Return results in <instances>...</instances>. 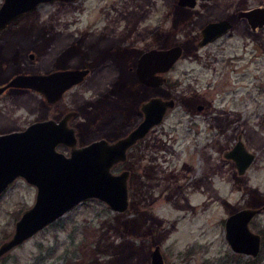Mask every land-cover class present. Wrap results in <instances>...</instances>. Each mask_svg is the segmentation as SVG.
I'll use <instances>...</instances> for the list:
<instances>
[{"label": "rangeland", "instance_id": "obj_1", "mask_svg": "<svg viewBox=\"0 0 264 264\" xmlns=\"http://www.w3.org/2000/svg\"><path fill=\"white\" fill-rule=\"evenodd\" d=\"M224 1L231 4L233 0ZM120 4L136 7L142 16L134 32L135 47L129 45L126 54H122V47H111L122 68L131 66L142 47L155 39L157 44L165 43L169 21L163 23L161 15L160 31L148 33L157 20L146 11L148 4H157L163 14L171 0L45 3L34 16L38 23L37 18L22 20L2 31L0 42L5 50H0V78L14 66L29 68L17 51L32 38L30 32L38 34L43 25L52 28L53 43L44 55V69L62 62L75 64L68 60L75 47L65 45L63 58L54 50L68 37L65 24L72 28L68 23L77 20L83 28L84 23L99 18L97 24L102 27L109 7L119 9ZM205 17L192 19L191 25L187 20L178 22L176 41L183 40L186 33L182 29L186 27L196 32ZM97 33L87 41L96 71L66 97L71 107L81 111L85 128L81 142L101 135L115 138L128 131L138 118V98L146 94L130 71L121 67L120 72L110 70L105 51L116 39L109 38L100 46ZM11 42H15L16 53L15 47L7 44ZM194 50L191 56L183 55L170 74L181 78L178 86L159 89L161 94L173 96L176 105L130 150L127 161L112 169L131 172L128 209L119 213L99 200H85L11 249L0 258V264H150L149 252L155 244L160 246L164 264H264V209L249 223L261 236L256 257L232 252L224 238V220L229 214L264 205V30L252 36L240 25ZM198 104L204 109L198 111ZM42 107L36 92L8 94L0 99V123L22 128L41 116ZM45 108L44 103V112ZM107 112L112 117H104ZM99 118L105 120L99 124L95 121ZM239 133L248 150L255 153L243 175H238L234 164L222 156ZM35 193L33 186L17 179L0 196V243L12 234L15 221L33 204Z\"/></svg>", "mask_w": 264, "mask_h": 264}, {"label": "water", "instance_id": "obj_2", "mask_svg": "<svg viewBox=\"0 0 264 264\" xmlns=\"http://www.w3.org/2000/svg\"><path fill=\"white\" fill-rule=\"evenodd\" d=\"M76 0H2L0 5V30L20 14L36 8L38 4L74 2ZM180 5H192L194 0H179ZM252 27L264 24V8L257 7L242 13ZM258 21V22H257ZM256 22V23H255ZM227 20L210 22L201 31L200 44L227 32ZM179 45L168 49H153L138 60L137 74L147 85L163 81L154 71L165 72L180 57ZM84 70H68L43 75H16L0 87L30 88L43 92L48 101L59 99L64 89L82 79ZM64 82L53 87L52 83ZM144 118L123 136L115 140L105 137L77 146L74 131L66 127L68 114L59 122L48 119L29 124L21 131L0 134V196L15 180L22 178L35 188L31 206L24 209L14 223L12 234L0 243V258L11 249L51 224L79 203L99 200L115 212H124L129 206V171L114 172L112 168L125 161L129 148L142 139L153 126L160 124L166 111L175 106L174 98L153 97L142 104ZM201 106H198V109ZM69 148L68 154L56 147ZM222 156L234 164L238 175H243L252 164L255 154L248 150L241 134ZM264 206L244 207L229 214L224 220V238L234 253L256 257L261 247V236L249 223ZM150 264H164L159 245L149 252Z\"/></svg>", "mask_w": 264, "mask_h": 264}, {"label": "flooded vegetation", "instance_id": "obj_3", "mask_svg": "<svg viewBox=\"0 0 264 264\" xmlns=\"http://www.w3.org/2000/svg\"><path fill=\"white\" fill-rule=\"evenodd\" d=\"M251 1L252 0H233L231 4H225L224 0H194V4H192V5H190V4L180 5L179 0H171L172 4H165L168 7H167V9L164 10L163 14L159 11V8H156L157 4H148L149 10L146 11V13L150 14L151 17H154L157 20L156 26H153L150 30H148V33L150 32L151 34H154V32L157 33L160 31V28H161L160 22H162L161 21V15L163 16L162 17L163 23L166 22L167 20L169 21V23H168L169 28H168V30L167 29L165 30V32H167L166 37H165V41H164L165 43L157 44L156 39H155V42H153V44L148 45L146 47H142V49L140 50V52L138 53V55L134 59V63L131 66H127L125 64L126 65L125 68L124 67L122 68L121 63L118 62V60L115 58L117 56H115L116 55L115 53L114 54L112 53L113 50L111 49V47L114 45L122 47L121 49H124L122 54H126L125 50H127L129 45L135 47L136 38L134 37V32L137 31V27H138L140 21H142L141 20L142 16L138 13V11H136V9H137L136 7H129L128 4H120L121 5L119 7L120 10L118 9L117 6L109 7L108 12H110V14H111V10L114 8L112 10V12H114V15H113V17H110V14H109L107 21L105 20L106 22L103 24L102 27H98L99 24H97V23H98V21L100 22L99 18L92 20L90 22L84 23L83 28L81 26H79V22H77V20L75 22H69L68 23V25L72 26V28L68 27L67 24H65L64 28L68 29L66 31H69L68 37H66L65 39L63 38L62 44L60 42V45H58V47H56L54 50L57 51L56 54H59V57L63 58V55H64L63 52L65 51L64 50L65 45L68 47H70V46L75 47V52H73L68 57V60H73L75 62V64H72V65L71 64H65L62 62V63L56 64V65H52L51 67H49L47 69H44V55L45 54L47 55L48 51L51 50L53 43H52V34L50 32L52 30V28H44V25H43L41 27L40 31L38 32V34L30 32V34L32 35V38L30 40L27 39V41H29V42L24 44L23 47L19 46V49L17 51V54L19 56L24 57L25 60L28 62L29 68L20 69V68H17L16 66H14L13 70L5 78H2V79L0 78V87L7 84L16 75L37 74V75L47 76V75H50V74L55 73V72L68 71V70H84L85 73L83 74L82 79L80 81L74 82L71 85H69L66 89H64V91L62 92L59 99L56 100L55 102L48 101L46 95L44 94V91L38 92V91L30 89V88H21V87H6V88H4L0 92V99L4 96L8 95V94H14L16 92H26V91L30 92V91H32V92H36V93L40 94V96L42 98V102H43V107H42L41 116L39 118L31 121L30 123H28L27 125H25L22 128L17 129V128L11 127V126L7 127L5 124L0 123V134H6V133H10V132H15V131H21L24 128H26L29 124L36 122V121H44V120L51 119V120H54L56 122H59L62 117H64L66 114H68V117L66 119L65 124H66V127L70 128L74 131V135L76 136V139H77V146L84 145V144L94 140V139H92V140H89L87 142H81L80 136H81V134L84 133L83 131H85V128H84V126L80 120L81 119L80 118L81 117V111H80L79 107H71L69 105V103L67 102L66 97L71 90H73L74 88H79L81 85L87 83L88 80L91 78V76L96 71V67H95L96 61L91 59V57H93L92 52H91V48L87 44V41L89 40L90 36L97 33V32L95 33L96 29H99V32L97 33V35L99 37L98 44L100 46H102L101 44L103 43V41H105L109 38L116 39V41L113 42V45L112 44L109 45L110 49L108 51H105V55L107 56L105 61L109 62L112 66L110 70L111 71L115 70V71L120 72V71H122V69H124L125 71H130L131 73H133L136 81L140 84V87H142L143 89L146 90V94L144 95L142 93L141 98L140 97L138 98V103L136 104L137 105L136 112L138 114V118L135 120V124L131 128H129V130L132 129L135 125H137L144 118L143 106H142V104L144 102H146L147 100H149L150 98H153V97L174 98L173 96L168 95V94H163V93L161 94L159 89H161V88L175 89L178 86L181 78L180 77H174L173 78L170 76V74L173 72L174 66L180 60V58H182L183 55H185V54L188 56L193 55L194 51H195L194 48L196 49V46H197V48L205 47V46L223 38L225 35L228 34V32L230 30H233L235 28L236 29L239 28L240 25L247 27L248 32L252 36L256 35L261 30H264V24L259 25V23L255 22L256 25L254 27H252L251 24L248 22L247 17L242 14L245 11H249V10L257 8V7H263L264 8V0H260V1L256 0V1H252V2ZM42 5H44V4H38L35 9L30 10V11H26V12L20 14L18 17H16L13 21H11L3 29L0 30V36H1L2 31L7 29L8 27L17 26L22 20L23 21H32V18L36 19L37 17H34V16L38 13V11ZM63 5H65V4H63ZM225 10H227V11H225ZM177 11H183V13L178 15ZM118 14H119V16H118ZM204 15L206 17L202 21V23L200 24V26L196 30V32L193 31L194 29L188 30V28L186 27V28L182 29V32L186 33L184 35L183 40L180 42L176 41V33L178 30L176 25L178 22H181L183 20H185V21L187 20L186 22L189 23V22H191L192 19H198L201 17L203 18ZM177 17L179 18V21H178ZM220 20H227L228 22H230L231 26L228 28L227 32L216 37V38H214V39H212V40H210V41H207L204 44H200V42L203 39V36L201 35V31L204 28V26L210 22H217ZM119 21H121V22H119ZM37 23H38V18H37ZM193 23L191 22L190 25ZM24 25H26V24H24ZM100 30H102V31H100ZM56 31L58 32V30H56ZM72 31H76L77 33L72 34L73 33ZM7 44L15 47V42L7 43ZM7 44H3L4 48L7 46ZM176 45H179L182 49L180 57L165 72H160V71H154L153 72L154 76L162 77L163 81L157 83L156 85H147L146 83H144L140 79L139 75L137 74L138 60L141 57V55H143L144 53H146L150 50H153V49H157V50L168 49V48L176 46ZM0 50H3V51L5 50L2 48L1 42H0ZM13 52L16 53V47L14 48ZM112 54H113V56H112ZM12 58L13 57H11L9 60L11 61V63L15 64V62ZM39 63H40V67H39ZM21 64L24 65L23 61L21 62ZM105 64H106V62L103 65H105ZM101 68H103V67H101ZM115 81L111 82L112 84L110 83V86L113 85L115 83ZM108 84H109V82L107 81L106 86H108ZM60 85H64V82L58 83V82L54 81L52 83L53 87H59ZM174 100H175V105H176V99L174 98ZM44 103L46 106L45 112H44ZM198 106H201V108L198 109ZM196 109L198 111H201L202 109H204V105L198 104L196 106ZM168 111L169 110L166 111V114L168 113ZM110 113L111 112H107L104 115V117L112 115V113L111 114ZM166 114L164 115L162 122L164 121ZM109 117H112V116H109ZM104 120H105L104 118H99L98 120H95V121H98L99 124H101ZM160 124H157V125H160ZM157 125H153L148 130L147 134L142 139L138 140L134 145H132L127 152V157H126L125 161L120 162L118 164H123L124 162H126L128 159V155H129L130 150L136 144H138L143 139H145L147 137V135L149 134V132ZM4 126H6V127H4ZM128 131H126L122 135H120L119 133L116 134L115 138H108V137H106V135H101V137H105L108 140H115L116 138L123 136L126 133H128ZM86 133H87V135L89 134L88 132H86ZM101 137H97V138H101ZM97 138H95V139H97ZM56 149L60 152L65 153V154H68V152H69V148L63 144L58 145L56 147ZM254 159H255V157H254ZM118 164H116V165H118ZM124 169H127V168H124ZM127 170L129 171V179H130V175H131L130 173L131 172L129 169H127ZM17 179H22V178L16 177L15 180H17ZM129 179H128V182H129ZM128 195H129V186H128ZM260 206H264V205H260Z\"/></svg>", "mask_w": 264, "mask_h": 264}]
</instances>
